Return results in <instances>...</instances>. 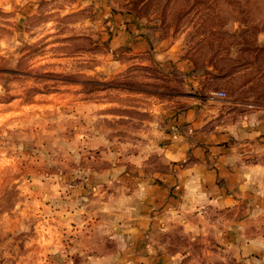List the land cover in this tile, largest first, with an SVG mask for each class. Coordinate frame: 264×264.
I'll use <instances>...</instances> for the list:
<instances>
[{"label":"rangeland","instance_id":"374dc122","mask_svg":"<svg viewBox=\"0 0 264 264\" xmlns=\"http://www.w3.org/2000/svg\"><path fill=\"white\" fill-rule=\"evenodd\" d=\"M193 107L264 118V0H0V264H131L116 198ZM217 213L156 264H246ZM236 221L237 253L264 216Z\"/></svg>","mask_w":264,"mask_h":264},{"label":"crops","instance_id":"0c3cea01","mask_svg":"<svg viewBox=\"0 0 264 264\" xmlns=\"http://www.w3.org/2000/svg\"><path fill=\"white\" fill-rule=\"evenodd\" d=\"M212 112V122L207 109L197 107L168 119L151 175L139 177L131 192L117 196L120 227L114 231L132 249L131 264L166 261L156 251L155 235L170 219L184 217L186 224L215 211L223 216L222 239L231 256L264 264L263 234L240 241L237 253L233 234L241 223L237 214L264 216V118L258 113Z\"/></svg>","mask_w":264,"mask_h":264},{"label":"built area","instance_id":"2783aa9c","mask_svg":"<svg viewBox=\"0 0 264 264\" xmlns=\"http://www.w3.org/2000/svg\"><path fill=\"white\" fill-rule=\"evenodd\" d=\"M222 95V93H219V96ZM214 97H211V99H213Z\"/></svg>","mask_w":264,"mask_h":264}]
</instances>
